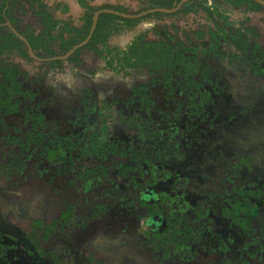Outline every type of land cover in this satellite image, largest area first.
Masks as SVG:
<instances>
[{"label":"flooded vegetation","instance_id":"1","mask_svg":"<svg viewBox=\"0 0 264 264\" xmlns=\"http://www.w3.org/2000/svg\"><path fill=\"white\" fill-rule=\"evenodd\" d=\"M187 1L175 0V3L170 1L162 6L149 5L145 11L133 15L120 13L118 7L114 12L137 18L153 13L206 15L215 25L205 27L201 21L203 29L197 32L196 44L176 42V35L165 27L166 30L153 40L136 35L126 47L119 48L128 49L134 40L162 44L168 42L175 52L181 51L195 57L201 65H207V70L199 69L194 76L197 82H202L203 75L210 74L202 84L184 83L181 76L174 74L173 68L171 72L174 76L166 78L159 68L152 67L148 61L117 69L118 60L114 50L118 48L108 44L113 33L105 40L106 44L100 43L97 47L98 56L104 58L105 65L115 74L134 76L143 72L147 74V79L132 86L121 111L115 109L112 106L114 104L100 105V102L92 100L83 102L71 119L79 121L78 126H82V119L78 117L84 114L85 108L93 107L92 112L96 111L104 123L107 122V116H110L113 122L124 125V129L132 131V142H121L109 137L110 125H93L105 130L115 147L126 150L124 157L110 155L107 159H100L97 156H82L80 149L74 148L70 153L65 151V158L56 163L50 152V157H47L39 149H25L21 144L11 141V138L6 140L11 149L8 156H4V160L8 159L2 165L4 173L26 170V162L34 158L36 164L40 165L33 173L39 175L45 167L42 173H51V177L47 176L46 197L34 195L35 202L29 209L26 207L27 210L23 211L20 208L18 215L29 221L26 226L11 222L15 220L7 214H0V264H264V190L255 180L247 185L236 182L241 172L254 171L256 165L252 158L241 155L237 150L230 165L232 172L223 176L225 179L220 182L221 187L218 190L208 189L205 196L196 203L189 200L187 188L191 184L192 190L198 191V186L203 184L201 179L205 180L204 173L193 178L196 179L193 185L192 176L177 174L174 167L167 166L168 163L177 165L181 144L199 147L197 144L205 138V132L199 125L206 120V112L216 104L209 88L217 76L211 67L210 58L215 55L225 56L223 52H214L221 42L230 40L242 50L231 36L239 33L240 39L247 38V44L257 45L258 51L253 57L242 52L256 65L253 72L256 75L264 74V50L256 41L251 42L248 34L252 30L237 27L227 32L228 21L217 20L226 19L223 6L231 4L225 0H207L208 4L197 2L186 5ZM231 6L242 11H256L243 5ZM151 9L155 10L148 12ZM130 24L123 22L122 27ZM9 27L15 29L17 25L9 23ZM206 35L208 38L205 40ZM90 36L91 32L86 39ZM259 50L263 53L260 54ZM34 55L44 61L42 57ZM65 55L61 58H65ZM156 90L162 94V102L154 97ZM220 92L217 91V94ZM32 108L36 110L37 107ZM18 112L20 110L14 113ZM92 112L84 122L89 127H92L91 123L96 119L93 114L90 115ZM45 123L48 124L47 130L60 135L67 134L61 131L64 127H59L58 123ZM25 124L28 130L31 120L25 121ZM23 137L19 139L23 140ZM254 156L256 158V154ZM78 157H82L80 161L84 158L92 161L110 160V167L104 164L82 167L77 164ZM109 178L112 183H108ZM56 181L62 184L57 190L53 186ZM165 182L169 187L174 184L172 188L176 194L173 197L166 194ZM114 210L124 212L122 223L112 216ZM43 214H46L47 221L38 224ZM108 217L115 229H112L111 238L105 240L99 236L105 228L112 227L104 222L109 221ZM65 227L69 234L61 238L55 234L58 228ZM52 239H59L61 243L52 244ZM119 239L125 244L126 251L117 255L113 243ZM101 241L108 244L103 246L99 244Z\"/></svg>","mask_w":264,"mask_h":264},{"label":"rangeland","instance_id":"2","mask_svg":"<svg viewBox=\"0 0 264 264\" xmlns=\"http://www.w3.org/2000/svg\"><path fill=\"white\" fill-rule=\"evenodd\" d=\"M170 1L175 3V0H39V3L45 6L55 18L62 21V26L63 24L66 26L64 34L69 37L75 33L73 31L76 28L79 29L86 25L85 14L91 9L104 5L116 6L120 13L133 15L145 11L149 5L162 6ZM19 2H22L23 8L13 7V15L22 20L20 25L28 23L34 30L38 31L39 18L30 8L29 2L24 0ZM222 11L226 19L217 18V20L228 21L227 32L237 27H248L252 30L248 34L251 42L256 41L264 50V10L242 11L233 8L231 5H224ZM201 21L205 23V27L206 25L212 27L215 25L203 14L192 15L183 12L146 14L139 16L136 21L131 22L130 26L124 25L122 27L123 22L118 21L121 24L120 31L111 35L108 44L117 46V48H124L136 35H143L153 40L167 28V31L176 35V42L194 45L198 42L197 32L199 29H203ZM207 38L206 35L205 40ZM229 41L221 42V45H218L214 50L215 53L223 52L225 56L215 55L210 58L211 67L217 74L215 82L209 86L216 104L206 112L207 118H205L206 120L203 119L205 121L196 120L198 123L201 122L199 128L205 132L203 136L205 138L197 144L199 147H188L190 145L186 143L181 144V154L177 156L176 166L173 163H166L167 166L174 167L175 173L189 174L192 179L204 173L205 180L201 179L203 184L198 186V191L196 189L193 191L191 184L187 188L189 200L195 203L205 196L208 189L218 190L221 187L220 182L225 179L223 176L232 172L230 165L234 161V153L237 150L243 156H250L256 166H254L253 172H241L236 177V182L247 185L251 183L250 181L255 180L264 190V74L256 75L253 72L256 70V65L244 56L243 50H240L234 42ZM98 55L95 49L84 48L78 54L77 63L70 62L65 57L62 59L61 66H50L33 57L27 59L20 55H11V61L22 72L27 73L24 85L35 94L33 100L29 97L20 99V112L6 115L3 118L0 117V214H7L12 217L15 221L11 222L21 226L28 224L29 221L24 216L18 215L20 208L23 211L27 210L26 207L29 209L31 204L35 202V196L46 197L47 178L51 177V173L46 175L45 172L42 173L46 170L45 167L41 169L39 175L33 173L40 165L39 163L36 164L37 161L34 158H29L26 162L27 169H22L23 172L22 170L18 173L3 172L2 165L8 160H4V156H8V151L11 149L8 147L10 143L7 145L6 140L12 136L23 137L28 127L24 121L23 110L29 108L28 106H36L39 109L37 111L44 115L47 123H58L59 127H64L61 131L65 133L78 132L82 129L87 118L80 121L82 126L73 125L71 118L75 112L79 111L83 102L94 100L97 103L100 102V105L111 103L114 104L112 106H115V109L121 111L124 100L130 95L132 86L142 79H147V74L143 72L134 76L125 75L126 77L115 74L105 65L104 58H100ZM97 73H102V75H97ZM219 90L221 92L217 94ZM154 97L160 102L163 101L162 94L158 90L154 92ZM92 114L96 117L95 121L91 123L92 126L97 123L110 125L109 137L121 142H132V131L124 129V125L113 122L110 116H107V122L104 123L96 111L90 115ZM222 126L223 129L225 128V133ZM80 158L82 157L77 158V164L83 165L82 167L97 164L110 167V160L92 161L84 158L80 161ZM117 180L120 181L118 177ZM111 181L109 178L108 183ZM121 182L123 181L121 180ZM193 183H196V179H193ZM61 185V181L53 182L56 190ZM166 185V194L173 197L176 194L172 188L174 184L171 187L167 183ZM123 213L120 210H114L112 216L122 223L124 221L122 220ZM45 215H42L41 221L37 222L38 224H44L47 221ZM129 218L135 222L132 217ZM107 219L109 220V217ZM104 222L112 226L105 228V231L99 236L106 240V238H111L112 229L114 230L115 227L110 223V220ZM67 233L69 234L67 227L58 228L55 232L60 238ZM59 239H52V244L56 242L60 244L61 240ZM99 244L105 246L108 243L101 241ZM113 247L117 255L126 251L125 244L120 239L113 243Z\"/></svg>","mask_w":264,"mask_h":264},{"label":"trees","instance_id":"3","mask_svg":"<svg viewBox=\"0 0 264 264\" xmlns=\"http://www.w3.org/2000/svg\"><path fill=\"white\" fill-rule=\"evenodd\" d=\"M19 1L22 0H0V24L2 23L0 25V116L17 112L21 98L29 97L33 100L35 97L32 90L24 85L27 73L22 72L11 61V55L16 54L32 59L28 52V49H31L50 66H61L63 62L61 56L85 40L91 32L90 38L75 48L67 57L70 62L77 63L78 54L82 49L97 50L100 43L106 44L105 40L120 29L121 25L118 21L129 23L138 19L136 16L120 15L114 12L117 7L104 5L86 13V25L79 29L76 28L73 31L74 34L66 37L64 34L66 26L64 24L62 26V21L55 18L45 6L39 3V0H24L29 2L30 8L39 18L38 31L28 23L20 25L22 20L12 13L13 7L23 8L22 2ZM225 1L234 6L243 5L251 10H264V4L257 0ZM197 2L208 4L207 0H189L185 4ZM9 23L15 24L17 27L13 29L9 27ZM231 36L248 56L253 57L252 55L258 51L257 45L247 44V38L240 39L239 33L231 34ZM114 52L118 60L117 69L148 61L152 67L159 68L166 78H172L176 74L181 76V80L186 84H202L210 76V74L203 75V81L197 82L194 78L196 72L199 69L207 70V65H201L195 57L181 51L175 52L174 47L168 42L162 44L156 41L139 42L134 40L128 49L118 48ZM259 52L263 53L260 50ZM172 68L175 70L174 74L171 72ZM37 110H39L38 107L36 110L32 107L24 109L25 121L31 120V125L26 130L23 140L15 136L11 137V141L21 144L22 148L39 149L42 151V155H47V157H50L48 155L50 152L52 154H49L52 155L56 163H60L65 158V151L70 153L74 148L80 149L82 156H97L100 159H107L110 155L123 157L126 155V150L115 147L114 142L107 136V132L99 127H89L85 124L83 130L65 135L47 130L48 124L44 121V115ZM92 111H94L93 107H87L84 114L78 118L85 119ZM72 122L77 124L76 121Z\"/></svg>","mask_w":264,"mask_h":264},{"label":"water","instance_id":"4","mask_svg":"<svg viewBox=\"0 0 264 264\" xmlns=\"http://www.w3.org/2000/svg\"><path fill=\"white\" fill-rule=\"evenodd\" d=\"M258 2H261L262 4H264V0H257ZM153 10H155V9H151V10H148V12L149 11H153ZM83 42H81L80 44H78L77 46H74L69 52H67V54L65 55V57L67 56V55H69L76 47H78L79 45H81ZM28 51H29V54L31 55V56H33V57H35V58H37L35 55H34V53H33V51L31 50V49H28Z\"/></svg>","mask_w":264,"mask_h":264},{"label":"clouds","instance_id":"5","mask_svg":"<svg viewBox=\"0 0 264 264\" xmlns=\"http://www.w3.org/2000/svg\"><path fill=\"white\" fill-rule=\"evenodd\" d=\"M97 75H102V73H97Z\"/></svg>","mask_w":264,"mask_h":264}]
</instances>
